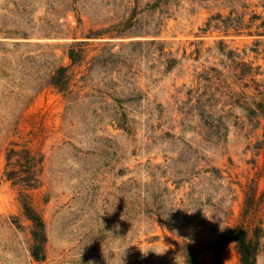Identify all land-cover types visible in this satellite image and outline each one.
Masks as SVG:
<instances>
[{"label":"rangeland","instance_id":"1","mask_svg":"<svg viewBox=\"0 0 264 264\" xmlns=\"http://www.w3.org/2000/svg\"><path fill=\"white\" fill-rule=\"evenodd\" d=\"M237 227L264 264V0H0V264H219Z\"/></svg>","mask_w":264,"mask_h":264},{"label":"trees","instance_id":"2","mask_svg":"<svg viewBox=\"0 0 264 264\" xmlns=\"http://www.w3.org/2000/svg\"><path fill=\"white\" fill-rule=\"evenodd\" d=\"M70 58L72 63L75 64L79 61L80 55L74 49L70 52ZM69 67H61L52 78V83L60 89L64 90L67 84V72ZM31 219L36 223V230L34 232L37 238H42L44 231V224L40 218L32 216ZM231 243H236L242 257V264H257L258 256V243L254 239L249 238L248 232L243 227L226 228L222 233L217 246V259L221 264V254L223 250ZM44 247L42 244H36L34 246V255L40 257Z\"/></svg>","mask_w":264,"mask_h":264},{"label":"clouds","instance_id":"3","mask_svg":"<svg viewBox=\"0 0 264 264\" xmlns=\"http://www.w3.org/2000/svg\"><path fill=\"white\" fill-rule=\"evenodd\" d=\"M142 254H145L142 250H141Z\"/></svg>","mask_w":264,"mask_h":264}]
</instances>
